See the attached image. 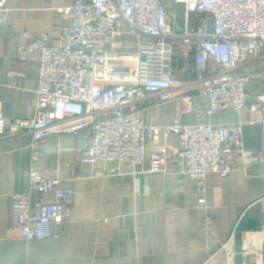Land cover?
I'll list each match as a JSON object with an SVG mask.
<instances>
[{
  "label": "crops",
  "instance_id": "1",
  "mask_svg": "<svg viewBox=\"0 0 264 264\" xmlns=\"http://www.w3.org/2000/svg\"><path fill=\"white\" fill-rule=\"evenodd\" d=\"M90 0H8V14L0 25V115L9 120L33 119L40 61L22 59L21 47L40 32L61 45V26L70 23L62 9ZM171 31L182 33L186 24L212 28L201 13L187 14L183 4L163 0ZM174 73L184 81L169 91V100L144 106L145 125L167 126L184 106L183 97L196 92L201 81L193 70L189 49L177 46ZM217 65L212 61L207 74ZM186 68L187 71H183ZM241 70L255 75L249 84L248 104H258L263 92L264 59ZM262 75V76H259ZM263 113L228 111L205 115L197 110L181 116L184 124L245 123L247 150L259 156L258 166L246 168L243 157L228 162V177H207L209 207H196L197 183L178 170L173 154L166 172L149 171V151L135 167L117 161L94 165L83 155L89 134L79 137L50 135L40 146L28 134L0 141V264H264V145L259 120ZM157 150L170 155L180 147L179 137L161 136ZM40 169L58 178L74 192L69 221L54 225L59 238L28 241L13 227L12 195L30 189V171ZM103 172L104 175H97ZM54 201L53 194L44 195Z\"/></svg>",
  "mask_w": 264,
  "mask_h": 264
},
{
  "label": "built area",
  "instance_id": "2",
  "mask_svg": "<svg viewBox=\"0 0 264 264\" xmlns=\"http://www.w3.org/2000/svg\"><path fill=\"white\" fill-rule=\"evenodd\" d=\"M187 14L201 13L212 22L186 24L182 33L171 31L163 0H90L65 7L70 20L61 26V45L40 32L21 47L22 59L37 54L40 84L33 119L9 120L0 115V141L28 134L34 147L50 135L79 137L89 134L83 155L94 165L117 161L140 165L149 151V171L175 167L197 183L199 209H206L207 177L233 171L231 157H243L246 168L258 166L259 156L247 150L245 123L184 124L181 116L197 110L211 116L237 111L264 115L263 92L249 105L248 89L255 75L241 66L264 59V0H175ZM8 0H0V25L6 20ZM189 49L193 70L201 81L196 92L183 97L184 106L167 126L145 125L142 107L169 100V91L186 83L174 73L176 47ZM214 61L217 70L207 74ZM183 71H187L186 68ZM259 76H262L259 74ZM264 145V116L259 120ZM177 135L179 149L170 155L157 150L161 136ZM97 175H104L103 172ZM53 194L52 202L43 196ZM74 192L58 178H47L38 168L30 171V189L12 195L13 227L28 241L59 238L53 226L64 227Z\"/></svg>",
  "mask_w": 264,
  "mask_h": 264
}]
</instances>
